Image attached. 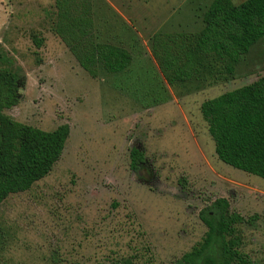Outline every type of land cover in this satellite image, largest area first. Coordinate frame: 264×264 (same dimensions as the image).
I'll use <instances>...</instances> for the list:
<instances>
[{"label": "rangeland", "instance_id": "rangeland-1", "mask_svg": "<svg viewBox=\"0 0 264 264\" xmlns=\"http://www.w3.org/2000/svg\"><path fill=\"white\" fill-rule=\"evenodd\" d=\"M210 1L95 0L97 38L132 61L91 77L52 30L54 0H0V68L19 74V102L4 112L70 129L51 171L0 203V264H48L52 254L64 264H173L204 235L199 210L217 197L256 217L242 226L243 248L264 264V178L218 159L199 110L264 75V37L232 79L203 88H171L151 54L155 32L199 30ZM132 147L144 156L138 171Z\"/></svg>", "mask_w": 264, "mask_h": 264}, {"label": "trees", "instance_id": "trees-1", "mask_svg": "<svg viewBox=\"0 0 264 264\" xmlns=\"http://www.w3.org/2000/svg\"><path fill=\"white\" fill-rule=\"evenodd\" d=\"M52 30L79 66L96 77L101 66L108 73L124 71L131 52L121 44L97 38L95 0H54ZM264 37V0H211L202 14V27L194 32H155L151 54L165 82L176 88L189 82L203 87L233 78L242 55ZM37 45L41 39L35 37ZM19 74L0 68V203L8 195L28 190L46 176L60 158L69 136L61 123L44 130L13 119L4 112L19 102ZM202 119L220 161L264 178V75L204 99ZM144 161L136 147L130 149V168ZM206 226L201 239L173 264H255L243 248L245 218L217 197L198 213ZM7 237L0 228V252ZM52 254L48 264H64ZM122 264H132L124 258Z\"/></svg>", "mask_w": 264, "mask_h": 264}]
</instances>
